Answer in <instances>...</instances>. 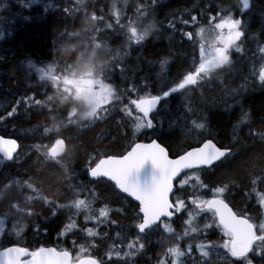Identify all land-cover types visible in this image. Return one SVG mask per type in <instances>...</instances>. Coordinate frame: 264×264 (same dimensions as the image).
I'll use <instances>...</instances> for the list:
<instances>
[{"label": "trees", "instance_id": "1", "mask_svg": "<svg viewBox=\"0 0 264 264\" xmlns=\"http://www.w3.org/2000/svg\"><path fill=\"white\" fill-rule=\"evenodd\" d=\"M27 2L0 0V94L25 88L27 82L20 74L14 79L8 78L22 61L29 57L49 59L53 51L63 52L80 45L81 49L66 57L59 53V58L65 59V63L78 61L85 56V51L89 57L82 59H91L94 72L102 82L114 88L116 98L96 117L79 122L69 115V101L63 94L55 99V102L61 100L59 108L52 104L43 112L25 108L32 113L23 116L22 123H17L28 135L29 157L23 166L25 171L22 166L20 172L0 169V178L1 175L17 177L19 173L23 181L42 189L41 194L49 197V201L39 200L38 194L28 201L30 195L25 187L22 194L11 197V187L5 181L0 182V194L5 198L4 206L0 205V215L25 222L20 236H5L1 247L55 245L74 254L87 248L83 254L95 255L103 264H161L174 239L183 237L185 240L189 214L199 212L192 198L198 200L209 195L212 188L228 185L226 198L237 210L261 212L262 208L254 202L256 193L253 191H264V139L252 132L264 131V85L259 79L264 66V52L260 51L264 48V0H251L245 12L238 0H122L118 3L113 0H39L30 8ZM228 15L242 21L240 30L244 36L238 42L240 51L232 50L231 62L192 86L191 93L184 94L181 90L162 100L152 114L156 117L155 132L142 129L141 133H136L134 121L138 112L131 100L168 91L187 71H193L199 63L200 44H205L207 38L216 33L214 24L219 18ZM212 17L217 19L212 20ZM136 19L144 26H153L140 43L131 39L130 28L136 26ZM201 28L207 33H200ZM189 32L193 33L191 39L186 35ZM79 39L82 41L77 43ZM91 39H95L100 48L85 50L89 49ZM65 45L68 48H64ZM153 74L157 80L151 77ZM45 87L41 101L38 104L29 101V106L48 105L52 92L48 84ZM4 101L5 98H0V108L5 107ZM24 106L25 103L18 108ZM125 106L132 110L131 116L127 115ZM49 111H53V122L46 113ZM37 122L40 127L35 130ZM56 124H60L58 132ZM198 124L203 127H197ZM56 135L67 140L66 156L57 160L37 154L36 145L48 144ZM150 136L162 142L172 155L205 137H212L219 145L232 149V153L214 167L199 170L200 181L194 178L182 188L178 186L176 196L185 201L186 208L172 221L171 232L159 225L141 234L136 228L140 219L138 205L117 192L109 181L90 179L87 169L98 157L125 152L134 139ZM26 174L30 178H25ZM201 182L206 187H202ZM20 199L25 200L22 212L5 210ZM86 199L91 203V212L90 208L75 209L76 202ZM102 208L109 210L107 217L100 218L102 222L85 220V216H99ZM73 222L75 227L68 228ZM193 223L201 225L202 217L194 219ZM89 228L97 235L89 236ZM16 229L20 226L16 225ZM199 237L201 233L188 239ZM130 243L133 248H129ZM189 244L193 248L196 242ZM190 258H193L190 264H198L201 256L191 251ZM217 264H228V261L220 259Z\"/></svg>", "mask_w": 264, "mask_h": 264}, {"label": "snow or ice", "instance_id": "2", "mask_svg": "<svg viewBox=\"0 0 264 264\" xmlns=\"http://www.w3.org/2000/svg\"><path fill=\"white\" fill-rule=\"evenodd\" d=\"M249 7V0H243V8ZM216 20V17H212ZM193 22L196 17H192ZM187 23V21H185ZM242 21L234 19L231 15L222 16L219 22L214 24L216 35L214 43L211 48H207L204 43L199 47V63L194 66L193 71H187L183 78L179 80L168 91H163L162 95L145 94L139 96L137 99L131 100V104L135 106L138 115L135 117L134 130L136 133L141 130H157V125L154 124L155 116L152 114L157 110V105L165 98L173 94L180 93L181 90H186L190 86L197 85L199 81L210 76L216 70L223 68L229 64L230 52L232 50L240 51L238 42L244 36L241 31ZM152 25L146 27L142 32H138L136 27L130 28L131 39L136 43H140L148 35ZM205 31L204 28L199 30L200 33ZM189 39L192 38L193 33H186ZM264 52V48L260 49ZM164 62L162 61V64ZM260 79L264 81V67L260 69ZM111 86L106 85L105 103H109L115 99ZM38 104V101L35 102ZM127 115H132V110L125 106ZM16 111L8 113L11 116ZM90 116L96 117L97 113L93 112ZM162 126V125H161ZM197 127H203L198 124ZM19 145L15 139H6L0 137V153H3L9 160L13 158ZM62 150V149H61ZM231 155L228 148L217 147L213 140L208 139L204 141L201 146L191 147L190 150L184 151L182 155L177 158H170L169 151L157 139H152L150 143H134L126 154L119 156L108 155L106 158H100L95 162L94 167L89 168L92 177H106L114 182L117 189L126 193L131 198L138 202L139 214H142V222L139 223L138 229L140 233L157 225L162 218H172L174 213H178L181 209H185V201L180 197L175 198V202L171 199L176 189L174 188V181H176L181 174L185 172H192L194 178L200 181L199 170L209 169L216 165L217 162L226 159ZM180 187L189 183L188 179L180 180ZM202 187H206L202 185ZM225 191L224 187L215 189L213 198L200 201L197 203L196 198H192V203L199 208L213 213L216 218L217 227H219L223 234L227 237L223 247L227 249L228 253L234 258L243 259L247 264H252L248 259L250 253L260 248L261 254H264V223L259 226L252 223L249 218L237 215L229 207L227 203L221 198L219 194ZM264 203V201H262ZM90 205L86 200H80L76 203L75 209H89ZM55 214V213H54ZM109 210L102 208L99 211V216H85V220L100 221L101 217H107ZM191 216V213L189 214ZM191 220H189V223ZM68 228H74L75 223H71ZM167 231L172 229L169 225H165ZM193 232L196 229H192ZM259 231L260 234H257ZM89 236H95L97 233L94 229H87ZM187 235V233H185ZM133 244H129V248H133ZM140 245V248H143ZM202 247V246H200ZM21 250L9 249L7 252H0V264H15L17 256ZM87 249L82 248L81 253L77 255L76 260L78 264H103L92 256H85ZM176 257L182 256L183 253L179 248H172L168 250ZM48 253L57 257L67 258L70 264L71 254L66 250L57 251L56 249H41L39 252L33 253L28 250L24 252L25 255L31 257V264H40L41 254ZM133 254V253H129ZM204 255H208L207 252ZM119 256V253H117ZM172 264H177L174 260Z\"/></svg>", "mask_w": 264, "mask_h": 264}, {"label": "flooded vegetation", "instance_id": "3", "mask_svg": "<svg viewBox=\"0 0 264 264\" xmlns=\"http://www.w3.org/2000/svg\"><path fill=\"white\" fill-rule=\"evenodd\" d=\"M50 59H45L44 57H39L34 59L33 57H29L30 59L24 60L21 62V65L17 68L16 71H13L8 78L14 79L18 77L17 75L20 74L21 78H24V80L27 82L26 86L24 89H19L18 92H8L5 93V95L0 94V98H5L4 104L5 107L0 108V116L6 115L11 118H7V127L6 129L10 132L13 131H19V132H25L20 128V126L17 125L18 122H20V119L25 116L26 114H31L28 113V111L25 110L26 107H31V106H24L23 108L19 109L18 107L21 106L22 104L35 100L40 102L43 94L45 92V85L46 81L48 85H50V90L52 94H50V98H55L54 94L55 92L58 91V87H52L55 86L59 81V66H58V59H59V52L53 51L50 54ZM23 91L26 92V94H23ZM56 94V93H55ZM52 104L55 102L54 99L50 101ZM56 104V102L54 103ZM14 105V106H13ZM15 108L16 111L9 116L8 113L12 112V109ZM29 109V108H26ZM45 109L44 103L41 105H38L36 110L38 112H43ZM19 118L16 119V118ZM16 121V124L14 125ZM18 145H19V150L18 152L14 155V157L11 160H7L3 158L0 155V169L3 171L4 168H7V171L14 170L19 171L21 170L19 167L22 166V171H25L23 169V166H25V162L28 161L27 156V149L26 146L22 144L21 140L17 138ZM37 154H40L39 151H37ZM17 173V178L15 175L14 176H5L3 177L1 175L0 182L5 181L7 183V186L11 187L12 193H10L11 197H15L19 195V190H21L20 186V181H23L22 177L18 175ZM8 177V178H7ZM7 178V179H6ZM25 178H30L29 175L26 174ZM6 179V180H5ZM42 189L40 191L37 190V194L41 195ZM41 199V196H40ZM49 201V199L47 200ZM17 203L18 207H20V204L22 200H17L14 201ZM5 203V198L0 194V205L4 206ZM260 264H264V255L261 257Z\"/></svg>", "mask_w": 264, "mask_h": 264}, {"label": "rangeland", "instance_id": "4", "mask_svg": "<svg viewBox=\"0 0 264 264\" xmlns=\"http://www.w3.org/2000/svg\"><path fill=\"white\" fill-rule=\"evenodd\" d=\"M120 1H122V0H113V2L114 3H118V2H120ZM37 3H39V0H28V2H27V4H28V6H29V8L31 7V5H34V4H37ZM240 4V3H239ZM240 6H241V4H240ZM136 24H138L141 28H142V30H144L146 27H148V26H144V23L141 21V20H137L136 22H135ZM87 26H89V25H87ZM83 28H84V25H83ZM86 29H87V27H86ZM150 32H151V29H150V31H149V33L148 34H150ZM205 33H207V30L205 31ZM82 35L83 36H85V33H82ZM215 35H216V33L214 32V33H212L208 38H207V40L205 41V46L207 47V48H211V46H212V44L215 42L214 41V37H215ZM146 37H148V36H146ZM145 37V38H146ZM82 39V38H81ZM81 39H79L78 41H76L77 43H79L80 41H82ZM133 40V39H132ZM93 41H94V43H93ZM75 42V43H76ZM76 43V44H77ZM68 45H65L64 46V48H66ZM100 44L99 43H97V41L95 40V39H91L90 41H89V44H88V47H89V49H85V50H93V49H96V48H100ZM68 48V47H67ZM77 49H81V46L79 45V46H77ZM84 52V54H85V58H88L89 57V55H87L86 53H85V51H83ZM63 57H66L67 56V51H66V49L65 50H63V52H59ZM50 59V58H49ZM88 61H89V63H91V59H88ZM58 63L59 64H64L65 63V59H63V58H59L58 59ZM61 72L62 73H64L65 75H63L62 76V78H61V81H63L64 83H65V85L67 86V87H71L72 88V90H73V94H71L70 96H72V98H73V100L75 101V103H76V107H75V113L78 115V116H80V114H81V112L85 109V115H90L91 113H93V112H97V110L102 106V105H104L105 104V94H106V83H104V82H102V81H98V80H93V79H91V77H89V76H82L81 75V79L80 80H76L74 83L73 82H71V86H69L67 83L68 82H70L69 81V79H70V77H69V75L70 74H74V75H76L74 72H72V71H70L69 69H68V64H66V65H62L61 66ZM120 73H118V75H119ZM151 77H154L156 80H157V77L153 74ZM166 79H168V78H166ZM260 79V78H259ZM233 80H236V78L234 79L233 78ZM261 80V79H260ZM165 81V80H164ZM261 82V84H262V86L264 85V82H262V81H260ZM155 89V88H154ZM188 89H189V92H191L192 90H193V88H191V87H188ZM66 91H67V89H66ZM183 93L184 94H186V93H188V90H184L183 91ZM113 95H114V92H113ZM26 116V115H25ZM27 117V116H26ZM19 120V119H18ZM25 119H20V122L22 123L23 121H24ZM243 122V121H242ZM241 122V124H243ZM34 126H35V130L36 129H38L39 127H40V125H38V122L36 123V124H34ZM26 132V131H25ZM252 135H257L256 133H254V132H252ZM258 136H260V137H264V133H258ZM32 145V144H31ZM33 146V145H32ZM194 177V175L193 174H191V175H189L188 177H185L184 179H188V180H190L191 178H193ZM36 189V188H35ZM225 189L227 190L228 189V186H226L225 187ZM36 190H38V191H40V188H37ZM224 193V192H223ZM40 196H41V199H40ZM43 198H46L45 196H44V194H39V200H43L44 201V199ZM49 199V197H47L46 198V201ZM261 204H262V206H263V208H264V203H262V201H264V199H262L261 198ZM75 203V202H74ZM77 203V202H76ZM76 203H75V205H76ZM80 211H82L83 209H79ZM92 210H91V208H90V210H89V212H91ZM211 216H212V214H211ZM95 217H98V216H95ZM94 221H97V220H94ZM255 222H256V224H257V226H259L261 223H264V217H259V218H256V220H255ZM164 227H165V225H169V226H172V224H171V222H164L163 224H162ZM166 228V227H165ZM192 229H195V228H191V232H193L192 231ZM196 231H198V232H203V233H205L204 231H201V229L200 228H198V229H196ZM260 234V233H259ZM221 236H222V239H223V242H219V244H217L218 246H219V248H222L227 254H229L228 253V251H227V249H225L224 247H223V244H224V242H225V240L227 239V237L223 234V232H222V230H221V234H220ZM204 240V238L203 239H201L199 242H201V244L199 245V250L201 251V249L202 250H204V248L203 247H205V246H211V245H213L214 243H210V244H208V245H204V242H202ZM200 246H202V247H200ZM172 248H178L177 246H175V245H172V246H170L168 249H167V251H166V253H165V256H164V258L162 259V260H164V259H170V260H174V259H177L178 257H176L175 255H173L172 253H170L168 250L169 249H172ZM82 249V248H81ZM84 249H87V248H84ZM189 250H190V247H186L185 248V251H184V253L186 254V255H190L189 254ZM88 251V250H87ZM202 252V251H201ZM79 253H81V250H80V252ZM161 264H164V263H161Z\"/></svg>", "mask_w": 264, "mask_h": 264}, {"label": "water", "instance_id": "5", "mask_svg": "<svg viewBox=\"0 0 264 264\" xmlns=\"http://www.w3.org/2000/svg\"><path fill=\"white\" fill-rule=\"evenodd\" d=\"M240 1V3L243 5V0H239ZM250 0H249V7L247 8V9H245V8H243V12L244 11H247L249 8H250ZM0 137H4V138H6V139H15L17 142H18V140L16 139V138H11V137H6V136H4V135H1L0 134ZM153 139H156V138H153ZM208 139H210V138H208ZM208 139H206V140H208ZM152 140V139H151ZM151 140H139V141H136L135 143H150L151 142ZM206 140H204V141H206ZM212 140V139H211ZM157 141L159 142V143H161L158 139H157ZM204 141H202L198 146H201V144L204 142ZM213 143H215L216 144V142L213 140ZM162 144V143H161ZM164 147H166L164 144H162ZM217 145V144H216ZM198 146H194V147H198ZM217 147H220V146H218L217 145ZM131 148V147H130ZM130 148L127 150V151H129L130 150ZM167 148V147H166ZM221 148H224V147H221ZM62 149V150H61ZM168 149V148H167ZM229 149V148H228ZM188 150H190V149H188ZM230 150V149H229ZM65 151H66V142H65V140L63 139V138H61V137H57L55 140H54V142H53V144H52V147L50 148V150H49V154H50V156H53V157H55V156H61V155H63L64 153H65ZM169 151V150H168ZM184 153V152H183ZM183 153H181V154H179V155H182ZM3 154V153H2ZM124 154H126V153H124ZM4 155V154H3ZM169 155H170V152H169ZM114 156H119V155H114ZM177 156L178 155H175V156H172V155H170V158H172V159H175V158H177ZM6 157V156H5ZM103 158H106V156L105 157H103ZM89 177L90 178H92V179H98V178H100V177H92L91 175H90V171H89ZM104 178H106V177H104ZM106 179H108V178H106ZM109 180V179H108ZM112 182V181H111ZM175 182L176 181H174V188L176 189V187H175ZM113 184H114V182H112ZM117 188V187H116ZM119 190V189H118ZM121 191V190H120ZM126 194V193H125ZM134 199V198H133ZM172 199V198H171ZM225 203H227V202H225ZM228 204V203H227ZM229 205V204H228ZM229 207L233 210V208L229 205ZM233 212H234V210H233ZM176 216V213H174V215H173V217L172 218H170V219H173L174 217ZM169 219V218H168ZM142 222V221H141ZM140 222V223H141ZM157 223H159V221L157 222ZM139 225V224H138ZM138 225H137V228H138ZM139 230V229H138ZM9 249H18V250H21L20 252H19V254H18V256H17V259H16V262H15V264H31V257H29V258H27V259H25V260H22V258L23 257H26L27 255H25L24 254V252H26V251H28V249H26V248H21V247H19V246H16V245H14V246H9V247H7V248H4V249H2V250H0V252H7ZM41 249H56L55 247H53V246H49V247H44V248H40V249H38L36 252H39ZM57 250V249H56ZM57 251H59V250H57ZM35 252V253H36ZM68 252V251H67ZM68 253H70V252H68ZM71 254V253H70ZM72 257V256H71ZM70 260H71V258H70ZM40 264H69V260L67 259V258H63V257H57V256H55V255H50V254H48V253H42L41 254V262H40ZM71 264V263H70ZM73 264H78V262H76V263H73Z\"/></svg>", "mask_w": 264, "mask_h": 264}, {"label": "bare ground", "instance_id": "6", "mask_svg": "<svg viewBox=\"0 0 264 264\" xmlns=\"http://www.w3.org/2000/svg\"><path fill=\"white\" fill-rule=\"evenodd\" d=\"M263 84V83H262ZM14 106V105H13ZM29 147V146H28ZM64 209V208H63ZM158 252V251H157Z\"/></svg>", "mask_w": 264, "mask_h": 264}]
</instances>
